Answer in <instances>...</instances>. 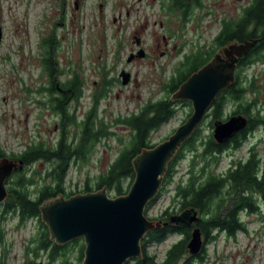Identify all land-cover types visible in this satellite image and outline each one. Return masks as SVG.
Masks as SVG:
<instances>
[{
    "label": "rangeland",
    "instance_id": "1",
    "mask_svg": "<svg viewBox=\"0 0 264 264\" xmlns=\"http://www.w3.org/2000/svg\"><path fill=\"white\" fill-rule=\"evenodd\" d=\"M250 2L203 0L202 8H195L185 19L168 0H0V149L12 155L33 143L55 146L63 130L69 142L81 143L80 128L63 127L59 115L48 106L49 95L41 92L48 85L42 66L43 40L53 34L60 44V68L76 72L84 82L80 100L69 104L79 123L94 107L95 95L104 94L96 109V129L102 121L111 135L93 147L88 161L71 165L64 183L68 193L85 194L88 180L95 189L96 178L108 171L130 141L132 129L124 121L151 102L170 99L167 85L185 55L215 48L219 19H237ZM71 72L61 81L69 79ZM122 73L130 76L125 85ZM244 75L257 77L264 95V62L249 67ZM175 109L174 117L151 135L152 145L166 141L193 112L185 103H176ZM231 111L227 110L225 118ZM200 130L201 140L212 136L210 118ZM252 146L264 154V128L256 130L240 150L229 149L215 172L224 173L233 161L245 160ZM192 157L191 152H185L170 182H164L157 200L148 207V219L158 220L165 212L175 214L174 190L178 184H186ZM49 168L51 164L44 161L36 164V177L44 178ZM107 193L118 197L115 190L107 189ZM258 195L259 211L241 214L246 231L235 238L218 235L207 245V258L200 264H264V197ZM1 206L0 264H48L47 253L35 252L39 222L29 220L20 225L17 216L3 218ZM180 239V235H171L162 243L150 244L147 250L160 261ZM78 251V247L71 249V264H82Z\"/></svg>",
    "mask_w": 264,
    "mask_h": 264
},
{
    "label": "trees",
    "instance_id": "2",
    "mask_svg": "<svg viewBox=\"0 0 264 264\" xmlns=\"http://www.w3.org/2000/svg\"><path fill=\"white\" fill-rule=\"evenodd\" d=\"M174 2V11L180 12L188 19L195 8H202L200 3L196 7L188 6L185 0H171ZM257 40L247 56L239 60L236 72V82L215 100L211 111L206 116L210 118L213 128L214 122L225 121L234 115H244L248 118V126L239 132L226 144H218L212 136L201 140L199 129L190 140H187L175 159L169 164L165 181L175 174L176 165L185 158V152L193 154L188 180L186 184L180 183L174 190L173 202L177 205L175 214L199 210L201 217L195 225L200 229L205 239L202 254L195 259L188 252V243L192 231L187 226L178 224L176 227H162L150 231L142 242L143 258L132 261L134 264H200L206 260V247L214 242L218 235L224 234L235 238L238 232H245L246 226L241 214L246 211L257 213L260 205L256 196L264 197V154L256 146L249 149L245 160L233 161L227 171L217 173L215 169L220 166L221 157L229 150H240L251 135L259 128H264V95L262 85L258 78L244 75L249 67L264 62V0H251L243 9L237 19L223 22V29L214 38L215 48L208 51L197 50L185 55L177 67L167 89L174 94L189 77L206 65L222 47L234 41L244 42ZM44 53L42 66L48 76V85L41 89L49 95L48 106L59 115L61 125L68 127L75 125L82 133L81 143L77 146L68 141L64 132L55 146L45 143H33L19 154L9 155L0 149V158L12 160L21 159L24 164L23 171L14 172L8 181V200L1 206L4 209L3 218L10 214L17 216L19 224L24 225L29 220H37L40 234L35 240V252L47 253L48 264H71L69 253L78 247L79 262L84 259L85 246L82 240L74 241L66 246H59L50 240L47 226L41 220L40 206L49 199L63 194L66 198L76 195L68 193L64 185L68 171L74 163L88 161L93 147L108 138L111 133L106 130L101 121V127L96 129V109L99 101L104 98L102 92L95 95L94 107L86 114L82 122L69 110L70 102H78L83 95L84 82L80 76L72 71L62 70L59 65L57 52L60 44L55 35L43 40ZM69 79L61 81L62 76L70 73ZM191 106V103L185 102ZM192 107V106H191ZM232 108L230 115L227 110ZM176 114L175 104L170 99L147 104L138 115L129 117L124 122L132 129L129 143L125 146L108 171L96 178V188L90 186L89 180L82 193H90L107 188L115 190L118 196L126 195L135 179L133 160L144 149L154 148L151 135L160 129ZM51 164L42 177L34 171L39 162ZM211 167L213 169H211ZM41 174V173H40ZM39 178V179H38ZM45 180H50L46 183ZM164 181V182H165ZM43 182V184H41ZM129 182L128 189L124 191V184ZM157 200V199H156ZM155 200V201H156ZM153 201L149 206H151ZM172 213L165 212L161 219L170 217ZM171 235H180L181 239L171 246L162 260L149 254L147 247L150 244H159ZM197 260V261H196ZM131 262V263H132ZM130 263V264H131Z\"/></svg>",
    "mask_w": 264,
    "mask_h": 264
},
{
    "label": "water",
    "instance_id": "3",
    "mask_svg": "<svg viewBox=\"0 0 264 264\" xmlns=\"http://www.w3.org/2000/svg\"><path fill=\"white\" fill-rule=\"evenodd\" d=\"M1 35L0 30V40ZM256 43L257 40L234 41L222 47L170 97L173 104L191 103L192 115L166 141L144 149L134 158L135 179L126 195L111 198L105 187L69 198L60 194L44 202L40 206L41 220L48 228L50 240L59 246L82 240L85 246L82 264H130L141 260L146 235L163 225L148 219L146 211L160 194L169 164L184 143L200 129L217 97L235 84L239 60L247 56ZM140 54L144 56L143 51ZM121 76L123 85L127 84L129 74L122 73ZM248 122L244 115L216 121L212 137L216 143L226 144L243 131ZM23 168L22 161L0 159V206L9 196L7 181ZM179 221L185 226L198 223L197 211L171 218L173 223ZM203 246L202 233L196 228L188 243L189 253L196 255Z\"/></svg>",
    "mask_w": 264,
    "mask_h": 264
},
{
    "label": "flooded vegetation",
    "instance_id": "4",
    "mask_svg": "<svg viewBox=\"0 0 264 264\" xmlns=\"http://www.w3.org/2000/svg\"><path fill=\"white\" fill-rule=\"evenodd\" d=\"M169 2H170V6L174 9V6H175V4H174V2H172L171 0H168ZM186 1V3H187V5L188 6H191V7H196L197 5H199L200 3H202L203 2V0H185ZM215 2H217V1H219V0H214ZM220 21V25H221V27H220V29H219V32H221L222 31V29H223V22L224 21H231V20H227L226 18L225 19H219ZM218 32V33H219ZM0 159H2V158H0ZM14 161H17V162H20L21 161V159H18V160H14ZM24 169V168H23ZM18 171H23V170H18ZM9 181V180H8ZM8 181H7V188H8ZM162 188H163V186H162ZM183 213H178V214H173V215H171L170 217H169V220L168 221H165V220H163V219H158V220H156V221H160V222H162V227H176V226H178V224H180V223H183V222H171V218L172 217H178V216H181ZM197 216H198V218L200 219V217H201V214H200V211L199 210H197ZM199 223V222H198ZM195 225H197V223H194V224H192L191 226H187L189 229H191V231L193 232V230L194 229H196L197 227L195 226ZM161 227V228H162ZM203 240H204V244H205V239H204V237H203ZM204 247V246H203ZM202 251H203V248H202V250H201V252L200 253H198V254H196V255H191L190 253V256H194L195 257V259H197V257H199L201 254H202ZM188 252H189V250H188ZM197 261V260H196Z\"/></svg>",
    "mask_w": 264,
    "mask_h": 264
}]
</instances>
